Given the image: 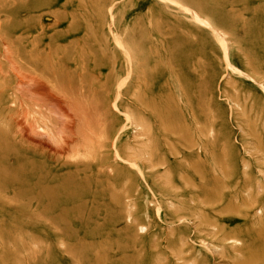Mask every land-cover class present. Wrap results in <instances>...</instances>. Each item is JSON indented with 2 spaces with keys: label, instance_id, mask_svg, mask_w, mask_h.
<instances>
[{
  "label": "rangeland",
  "instance_id": "rangeland-1",
  "mask_svg": "<svg viewBox=\"0 0 264 264\" xmlns=\"http://www.w3.org/2000/svg\"><path fill=\"white\" fill-rule=\"evenodd\" d=\"M0 1L30 37L54 16L122 55L140 36L146 108L140 190L135 168L107 192L0 180V264H264V0Z\"/></svg>",
  "mask_w": 264,
  "mask_h": 264
},
{
  "label": "bare ground",
  "instance_id": "bare-ground-1",
  "mask_svg": "<svg viewBox=\"0 0 264 264\" xmlns=\"http://www.w3.org/2000/svg\"><path fill=\"white\" fill-rule=\"evenodd\" d=\"M27 7L0 1V180L31 176L45 196L73 195L90 184L107 192L135 168L140 190L146 166L141 37L122 55L101 27L96 32L93 19L59 16L30 37V28L15 25ZM64 26V34L46 36ZM128 126L136 133L124 146Z\"/></svg>",
  "mask_w": 264,
  "mask_h": 264
}]
</instances>
